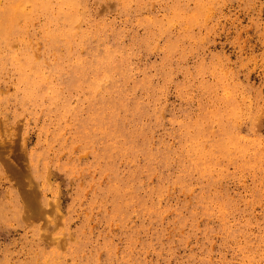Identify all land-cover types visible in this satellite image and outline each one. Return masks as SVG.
Listing matches in <instances>:
<instances>
[{
  "label": "rangeland",
  "instance_id": "obj_1",
  "mask_svg": "<svg viewBox=\"0 0 264 264\" xmlns=\"http://www.w3.org/2000/svg\"><path fill=\"white\" fill-rule=\"evenodd\" d=\"M0 17V264H264V0Z\"/></svg>",
  "mask_w": 264,
  "mask_h": 264
},
{
  "label": "bare ground",
  "instance_id": "obj_2",
  "mask_svg": "<svg viewBox=\"0 0 264 264\" xmlns=\"http://www.w3.org/2000/svg\"><path fill=\"white\" fill-rule=\"evenodd\" d=\"M23 1H25V0H23ZM26 1H28V0H26ZM59 1V0H58ZM60 3V2H59ZM75 3V2H74ZM23 3L21 2V1H19V2H17V4H15L14 6H11V8H9V10L7 9V15L9 16V17H14L17 13H18V11L20 10V8H21V5H22ZM71 6V5H70ZM19 9V10H18ZM3 10V9H2ZM4 11V10H3ZM70 12V11H69ZM5 13V12H4ZM4 13H3V15H4ZM2 15V16H3ZM69 17V16H68ZM1 18V17H0ZM4 18V17H3ZM16 18V17H15ZM9 20H7V22H8ZM5 22V21H4ZM12 22V21H11ZM13 25H10V27H12ZM7 27V26H6ZM8 27H9V24H8ZM4 29V28H3ZM2 30V29H1ZM4 31V30H3ZM1 34V33H0ZM106 46V45H105ZM106 50V49H105ZM110 54V53H109ZM96 58V57H95ZM106 59L104 58V60H102V61H105ZM92 62V61H91ZM101 62V61H100ZM106 62H107V60H106ZM105 63V62H104ZM109 63V61L107 62V64ZM109 65V64H108ZM114 65V64H113ZM94 66V65H93ZM105 66V65H104ZM97 67V66H96ZM101 68V67H100ZM114 68H115V65H114ZM104 69H105V67H104ZM103 69V70H104ZM113 69V68H112ZM108 70H109V67H108ZM114 71V70H113ZM125 71V70H124ZM95 72V71H94ZM107 73V72H106ZM116 73V72H115ZM125 73V72H124ZM113 75V74H112ZM108 76V75H107ZM114 76V75H113ZM122 77V76H121ZM114 78V77H113ZM44 79V78H43ZM47 79V78H46ZM102 79V78H101ZM108 79V78H107ZM126 79V78H125ZM104 80V79H103ZM110 80V79H109ZM107 82H108V80H107ZM112 83V82H111ZM92 87V86H91ZM122 105V104H121ZM118 112V111H117ZM105 115V114H104ZM120 206V205H119ZM119 208V207H118ZM61 238H63V237H61Z\"/></svg>",
  "mask_w": 264,
  "mask_h": 264
}]
</instances>
